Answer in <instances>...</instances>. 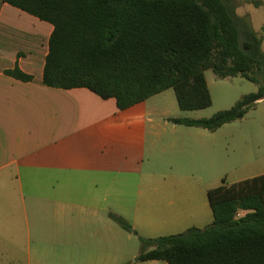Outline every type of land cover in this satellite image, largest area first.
Masks as SVG:
<instances>
[{
	"label": "trees",
	"instance_id": "obj_1",
	"mask_svg": "<svg viewBox=\"0 0 264 264\" xmlns=\"http://www.w3.org/2000/svg\"><path fill=\"white\" fill-rule=\"evenodd\" d=\"M255 7L261 0H248ZM54 27L43 74L50 88H86L125 111L173 89L182 111L212 105L206 71L258 85L208 119H173L210 132L264 100V33L240 17L239 0H0ZM264 31V30H263ZM9 75L30 82L18 68ZM205 229L142 239L141 262L264 264V174L208 192ZM124 228L128 222L112 216Z\"/></svg>",
	"mask_w": 264,
	"mask_h": 264
},
{
	"label": "crops",
	"instance_id": "obj_2",
	"mask_svg": "<svg viewBox=\"0 0 264 264\" xmlns=\"http://www.w3.org/2000/svg\"><path fill=\"white\" fill-rule=\"evenodd\" d=\"M252 6L247 4V16H243L240 5L237 14L249 17L254 30L264 33V21L259 30L255 28ZM53 30L51 24L9 4L1 7L0 228L4 230L0 232V259L9 261L11 254L5 244L21 238L7 235L13 221L11 214L1 213L14 212L18 219L23 213L26 222V197L31 195L52 196L44 199L73 205L98 217L100 208L110 203L108 199L121 192L118 176L113 174H123L121 146H131L134 137L121 131L153 123L157 113L164 116L157 110L136 107L140 104L121 111L115 99L104 100L86 88L45 86L43 74ZM17 68L32 81L8 74ZM144 112L148 113L146 118L135 125L134 117ZM165 120L174 124L173 119ZM113 121L122 124L114 125ZM51 228L53 237L37 244L26 264H43L41 259L49 257L91 261L98 256L103 264L118 263L123 234L108 231L107 222L63 220L53 222ZM88 228H95V232L88 233ZM43 245H51L54 252L45 254L41 251Z\"/></svg>",
	"mask_w": 264,
	"mask_h": 264
},
{
	"label": "rangeland",
	"instance_id": "obj_3",
	"mask_svg": "<svg viewBox=\"0 0 264 264\" xmlns=\"http://www.w3.org/2000/svg\"><path fill=\"white\" fill-rule=\"evenodd\" d=\"M239 1L242 5L239 13L247 16L244 12L248 0ZM253 6L254 24L259 30L264 21V7L256 9ZM205 74L212 97V105L206 109L182 111L173 89L136 106L143 110H157L164 116L157 113L153 123L121 131L125 136L134 135L131 146H121L123 174L121 177L113 174L118 176L121 192L108 199L110 203L100 208L98 217L73 205L45 200L52 196L31 195L26 197V222L23 213L21 219L14 212L1 213L5 216L11 214L13 221L7 235L21 240L5 244L11 260L0 259V264H26L31 250L34 252L37 244L53 235L51 226L57 221L102 220L107 222L108 231H121L123 242L117 264H165L163 261L138 260L143 251L142 239L178 235L194 227L205 229L210 226L214 221L208 197L210 190L264 174V100L243 119L226 124L215 132L183 125L175 127L167 122L165 118H211L218 112L230 110L243 97L259 89L257 84L240 77L219 79L212 70ZM141 114L144 115L134 117L137 126L148 113ZM112 124L121 125L122 122L113 121ZM112 216L125 219L129 228H124ZM3 230L0 228V232ZM86 231L93 234L95 228ZM41 251L47 255L54 252L51 245H43ZM101 259L98 256L91 261H67L49 257L41 262L103 264Z\"/></svg>",
	"mask_w": 264,
	"mask_h": 264
}]
</instances>
